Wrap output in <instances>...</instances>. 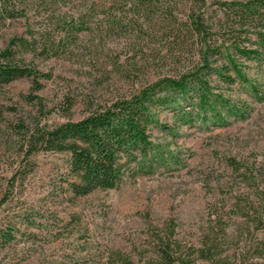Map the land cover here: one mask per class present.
<instances>
[{
	"label": "rangeland",
	"instance_id": "1",
	"mask_svg": "<svg viewBox=\"0 0 264 264\" xmlns=\"http://www.w3.org/2000/svg\"><path fill=\"white\" fill-rule=\"evenodd\" d=\"M54 2L49 20L45 9L36 7L12 18L0 10V52L10 47L14 63L47 75L0 83V234L11 230L15 236L7 244L0 240V264H118V252L138 262L151 255L157 235L168 227L182 244L200 245L205 235L214 236V226L227 232L219 264H264L257 253L264 223L253 221L264 209V75L256 64L240 59L261 86L262 99L238 82L210 80L215 92L246 106V117H231L223 125L184 123L164 110L160 120L166 127L154 129L152 139L171 156L167 167L116 189L76 197L64 181L68 154L27 156L28 131L37 123L81 119L91 105L110 104L189 70L199 60L190 15L200 4ZM216 2L203 6L211 22L221 15ZM72 16L90 29L76 37L65 34L61 29L75 23ZM16 38L36 43L21 48L11 43ZM0 63L7 62L1 58ZM194 264L214 263L198 259Z\"/></svg>",
	"mask_w": 264,
	"mask_h": 264
},
{
	"label": "trees",
	"instance_id": "2",
	"mask_svg": "<svg viewBox=\"0 0 264 264\" xmlns=\"http://www.w3.org/2000/svg\"><path fill=\"white\" fill-rule=\"evenodd\" d=\"M198 10L190 15V24L199 39V60L178 77L165 76L136 93L110 104L93 106L78 120H68L53 126L37 123L26 135V155L38 152L68 154V169L64 181L76 197L97 190L116 189L139 174L151 175L169 165V155L153 142L152 131L164 129L160 120L164 110L174 111L179 121L202 124H227L231 117L244 118L245 105L234 102L223 92L216 91L210 80L215 76L225 85L239 83L257 99H262L261 86L250 77L244 62H253L264 75V0H217L221 15L216 22L208 18L203 6L209 0H194ZM39 2V3H38ZM54 0H0L4 17H15L31 7L45 9L44 19L53 18L48 12ZM56 3V1L54 2ZM54 5V4H53ZM74 24L63 26L65 34L82 33L90 29L80 19L71 17ZM66 21V19H65ZM68 23V22H67ZM70 27V28H69ZM66 35V37L68 36ZM64 37V36H63ZM11 43L29 48L36 40L16 38ZM36 48V47H35ZM12 48L0 52V83H10L25 76L40 77L38 70L14 63ZM46 77L47 75H43ZM187 109L188 107H190ZM264 208V205L262 206ZM254 223H264V209L257 211ZM264 227V224L263 226ZM212 234L205 235L200 245L182 244L175 238L173 228L157 235V244L135 262L129 254L118 252V264H194L198 259L219 264L223 259L222 239L226 228L214 226ZM4 244L15 236L11 230H2ZM258 258L264 263V240L257 248Z\"/></svg>",
	"mask_w": 264,
	"mask_h": 264
}]
</instances>
